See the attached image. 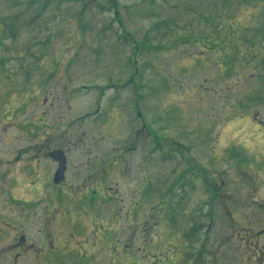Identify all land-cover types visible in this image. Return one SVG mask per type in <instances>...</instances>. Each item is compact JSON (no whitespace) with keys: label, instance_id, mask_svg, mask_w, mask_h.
Listing matches in <instances>:
<instances>
[{"label":"rangeland","instance_id":"rangeland-1","mask_svg":"<svg viewBox=\"0 0 264 264\" xmlns=\"http://www.w3.org/2000/svg\"><path fill=\"white\" fill-rule=\"evenodd\" d=\"M1 70L0 205L30 218L0 209V247H21L0 264L84 255L54 241L75 195L28 201L47 184L20 149L68 153L82 204L114 198L121 264H264V0H0Z\"/></svg>","mask_w":264,"mask_h":264},{"label":"flooded vegetation","instance_id":"flooded-vegetation-1","mask_svg":"<svg viewBox=\"0 0 264 264\" xmlns=\"http://www.w3.org/2000/svg\"><path fill=\"white\" fill-rule=\"evenodd\" d=\"M0 77H4L3 73L4 71L1 70L0 71ZM4 120L3 117H0V122H2ZM22 149L18 150L14 156V160H12L11 162L15 163V159L23 162H21L22 167L25 166H32L31 167V171H29V174H31V178H34L38 181H40V179H45L46 180V188H45V193H44V199H40V200H36V197H38L40 194L35 195V196H28L27 200L33 203H37L39 205H41V203H45V197H47V194L52 190V189H56L59 190V195L56 196V198H58L61 195H64L65 193L72 195L74 197V199H72V204H76L77 206V212L73 215L72 218L69 219V221H67L64 225L66 226V228L64 229L63 233L58 236L55 237V242H58L61 247L63 246V248H65V250L68 252L70 250V248H72L73 250L77 251V252H84V255L82 256V264H86L85 262L87 261V264H121V262H117L115 261V257L117 255V253L120 252V259L123 258L121 257V253H123L124 248L128 249L129 246L126 244H123V246L121 247V242L122 241H117V235H119L114 229H112L111 223H106L104 222V220H102V214H103V210L105 209V205L107 204H111L112 202H114V198L112 197H106L108 199H103L100 198L98 196H94V198L92 199L91 202L89 203H81L80 201L77 200V195L74 193V191H80V188H77V186H73V187H68V185L66 184V174H68V169L71 167V159L68 153L60 151V150H50V149H34V150H28V151H21ZM56 151H60L64 154V159L66 161V167H67V171L65 174V183L63 182L62 185H57L54 183V177L55 174L58 170V165L59 163L56 162V160L53 158V153ZM46 159H48V162L45 161ZM18 163V162H17ZM46 163V164H45ZM49 163V165H48ZM4 165H9V163L6 162V164ZM55 166L54 171H53V167ZM8 168V166H7ZM41 169V170H40ZM24 171V170H23ZM27 171V170H26ZM8 174V172H6ZM28 173V172H27ZM96 178V177H95ZM13 180V179H12ZM34 183V182H33ZM36 184V182H35ZM95 184L99 185L100 183L95 179ZM19 184L18 182H16V180H13V185L9 188V196H10V200H11V204H16L17 201H20L19 198H16L12 195V191L13 190H18ZM61 186H63V188L59 189ZM77 189V190H76ZM84 189H90L88 187H84ZM98 190H101V186H98V188H92L90 189V191H92V193L94 192V195L97 194ZM21 194V193H19ZM46 195V196H45ZM52 200V198L50 199V201ZM133 204L135 205V200H133ZM137 205H140L139 203H137ZM44 208H46V213L48 214V216H50V211H51V204L50 206L45 204ZM135 208V206H134ZM0 209L2 210V207L0 205ZM133 209V208H132ZM131 208L129 209V217H133V213ZM6 213H10L11 216H15V214H17V218H15L13 221H16V219L18 220L19 223L17 224H23L25 225V221L30 218L29 215L27 214H21L15 210H9L8 212H4L2 210V214L6 215ZM135 213H137L135 211ZM36 215V213L34 214ZM47 216V218H49ZM115 216V209H114V214H113V219L114 220V225H115V221L116 218ZM7 218H9L7 216ZM46 218V220H47ZM4 222V221H3ZM48 222V220H47ZM104 223L106 226L103 228L104 230L101 231V226L104 227ZM14 224V223H13ZM0 225H1V221H0ZM16 227L17 225L14 224ZM21 227V226H20ZM78 227V230L80 231V233L82 234V229L84 230L83 232H85L86 234L89 233V239H93L94 243H89V242H85V241H80L81 240V235L79 237V239L77 241H73L71 242L70 240H68V236L73 232L74 228ZM18 228V227H17ZM15 229V233L18 234V231L20 228ZM7 237V236H6ZM5 236H3L0 240H4L6 238ZM21 241L22 243H24L26 241L25 237H21ZM49 242L51 243L49 245V247L53 246V238L51 239V236L49 237ZM120 243V245H119ZM121 247V250H120ZM14 248H21L20 246H14L11 245L9 247L4 246L3 248L0 247V250H3V252L5 253L6 251H17L14 250ZM34 248L33 246H31V249ZM7 249V250H4ZM125 253V257L128 258L129 255L127 254V251L124 250ZM19 254H17L18 256ZM16 256V260H14V262L16 264L19 263V261L17 260L19 257ZM6 258V257H5ZM5 258L3 260H5ZM133 256L129 257L128 260L129 262L132 260ZM66 264H77V259L76 257L68 259V262Z\"/></svg>","mask_w":264,"mask_h":264},{"label":"water","instance_id":"water-1","mask_svg":"<svg viewBox=\"0 0 264 264\" xmlns=\"http://www.w3.org/2000/svg\"><path fill=\"white\" fill-rule=\"evenodd\" d=\"M53 158L59 163V169L55 175V184H60L64 180V174L66 172V161L64 159V154L62 152H55Z\"/></svg>","mask_w":264,"mask_h":264}]
</instances>
